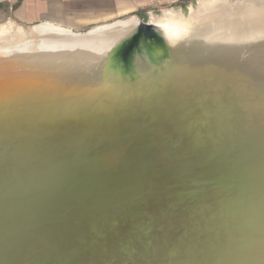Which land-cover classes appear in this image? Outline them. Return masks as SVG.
<instances>
[{"label":"bare ground","instance_id":"6f19581e","mask_svg":"<svg viewBox=\"0 0 264 264\" xmlns=\"http://www.w3.org/2000/svg\"><path fill=\"white\" fill-rule=\"evenodd\" d=\"M147 22L0 26V264H264V0Z\"/></svg>","mask_w":264,"mask_h":264},{"label":"crops","instance_id":"0c3cea01","mask_svg":"<svg viewBox=\"0 0 264 264\" xmlns=\"http://www.w3.org/2000/svg\"><path fill=\"white\" fill-rule=\"evenodd\" d=\"M171 1L0 0V26L16 23L26 27L55 28L74 33H86L96 27L138 16L148 8Z\"/></svg>","mask_w":264,"mask_h":264},{"label":"water","instance_id":"95a60500","mask_svg":"<svg viewBox=\"0 0 264 264\" xmlns=\"http://www.w3.org/2000/svg\"><path fill=\"white\" fill-rule=\"evenodd\" d=\"M141 25H144L147 28H153V29H157L158 27L152 24L147 23L146 25L141 23ZM139 26V27H140ZM138 27V28H139ZM137 28V29H138ZM136 29V30H137ZM134 34V33H133ZM133 34H131L130 37H128V41H126L123 45V47L121 48V50L118 52V58L120 59V62L128 67H132L136 66L137 64H142L144 63V65H151L150 63H152V52H154L155 50L159 49V42H160V38L158 41H154L150 44H148V50H147V54L146 56H140L139 53H137L134 50L133 45L137 42V41H129L130 38H132ZM146 43V41H144Z\"/></svg>","mask_w":264,"mask_h":264},{"label":"flooded vegetation","instance_id":"af4514ba","mask_svg":"<svg viewBox=\"0 0 264 264\" xmlns=\"http://www.w3.org/2000/svg\"><path fill=\"white\" fill-rule=\"evenodd\" d=\"M142 23V22H141ZM147 24V23H143ZM160 38L159 32L157 29L147 28L144 25H141L133 34L132 38L129 41H137L133 47L134 50L141 56H146L148 50V44L158 41ZM146 41V43L144 42Z\"/></svg>","mask_w":264,"mask_h":264},{"label":"rangeland","instance_id":"374dc122","mask_svg":"<svg viewBox=\"0 0 264 264\" xmlns=\"http://www.w3.org/2000/svg\"><path fill=\"white\" fill-rule=\"evenodd\" d=\"M191 1H194V0H172L171 2L159 4L153 8H148L142 11L138 16L141 19L142 23H148L147 21H148L149 14L151 13L150 11L153 10L155 12H160L164 8H170V7H176V6L185 8L188 6L189 2Z\"/></svg>","mask_w":264,"mask_h":264}]
</instances>
